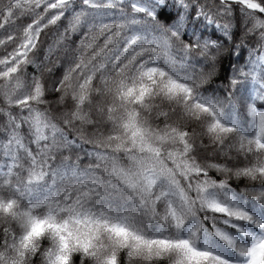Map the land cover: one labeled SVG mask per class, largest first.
<instances>
[{"label":"snow or ice","instance_id":"snow-or-ice-1","mask_svg":"<svg viewBox=\"0 0 264 264\" xmlns=\"http://www.w3.org/2000/svg\"><path fill=\"white\" fill-rule=\"evenodd\" d=\"M153 106L173 167L144 143ZM0 189V264H256L264 0H0Z\"/></svg>","mask_w":264,"mask_h":264},{"label":"trees","instance_id":"trees-1","mask_svg":"<svg viewBox=\"0 0 264 264\" xmlns=\"http://www.w3.org/2000/svg\"><path fill=\"white\" fill-rule=\"evenodd\" d=\"M153 105L160 104V100L157 98L152 101ZM129 109L135 108V105H128ZM156 108L153 106L152 108V114L149 115L147 112H144L140 109L136 110V117L138 120L139 127L143 129L144 132V143L145 146H150L153 148H157L160 150V153L162 154V163L165 164L167 167H173L172 158L168 156V153L171 151L175 153L177 150V144L175 139V133L174 130L167 128L165 122L161 120H157L155 118ZM179 115V110H177L176 116ZM95 118V117H94ZM114 120L119 124L121 121H125L127 119V111L124 109H117L114 112L113 116ZM176 117L173 116L170 112V120L169 124L175 123ZM189 125H193L194 121H188ZM184 126V121L181 120L179 122V127ZM83 127L85 133L87 136H93L94 134H98L97 130L103 131L105 135L108 134L109 130L112 128V124L108 122H101L98 124H85L80 125L77 123V129L76 131H79V129ZM199 130V129H197ZM167 133V134H166ZM117 140L116 142L121 143L126 146L128 149L135 150V145L131 143L130 134L128 131L123 127H117L116 131L113 133ZM206 140V138H205ZM103 148H107V145L102 146ZM138 155H147V153H137ZM120 157V163L124 165L125 167L128 166V159L125 151H121L118 153ZM75 159V157H73ZM88 163L87 159L85 158L83 162L81 163V167L85 166ZM98 174L101 176L102 179L107 181L109 179L108 176L104 175L102 170L98 172ZM182 180V177H178ZM246 183H251L250 181H246ZM242 181H234V186L236 187V190L239 191V187L242 186ZM0 192H3L4 195H7V192H5L3 189H0ZM249 211H258L252 208V206L246 205ZM137 224L145 227L148 230H154V225H148L147 222L143 219V217H137L136 218ZM5 221L0 220V224H3ZM206 226L210 229L211 225L209 222H205ZM254 231V230H253ZM198 244L200 246H207L210 250L220 253V254H226L224 246L222 245V242H220L217 238L214 236L209 237H201V239L198 241ZM138 264H144L143 257H138ZM256 264H264V248H261L257 253L256 258Z\"/></svg>","mask_w":264,"mask_h":264}]
</instances>
